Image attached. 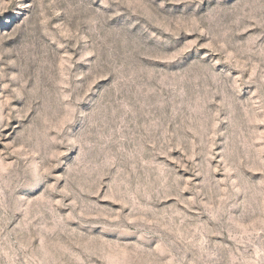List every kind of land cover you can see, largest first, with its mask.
I'll list each match as a JSON object with an SVG mask.
<instances>
[{"label":"rangeland","instance_id":"rangeland-1","mask_svg":"<svg viewBox=\"0 0 264 264\" xmlns=\"http://www.w3.org/2000/svg\"><path fill=\"white\" fill-rule=\"evenodd\" d=\"M0 264H264V0H0Z\"/></svg>","mask_w":264,"mask_h":264}]
</instances>
